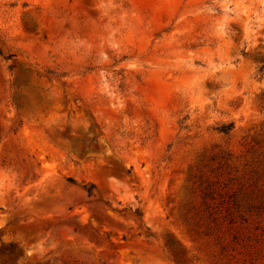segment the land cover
I'll use <instances>...</instances> for the list:
<instances>
[{
    "label": "rangeland",
    "instance_id": "1",
    "mask_svg": "<svg viewBox=\"0 0 264 264\" xmlns=\"http://www.w3.org/2000/svg\"><path fill=\"white\" fill-rule=\"evenodd\" d=\"M262 67L264 0H0V264H264Z\"/></svg>",
    "mask_w": 264,
    "mask_h": 264
},
{
    "label": "trees",
    "instance_id": "2",
    "mask_svg": "<svg viewBox=\"0 0 264 264\" xmlns=\"http://www.w3.org/2000/svg\"><path fill=\"white\" fill-rule=\"evenodd\" d=\"M263 69H264V67H262L261 70H263ZM233 128H234V125L231 123V124L224 125V126L220 127L218 130H219L221 133L229 134V133L233 130ZM93 188H94V187L92 186V187H90L89 189H87V193L89 194V196H92V194H93ZM135 214H136V216L142 218V214L140 213L139 210H137V211L135 212Z\"/></svg>",
    "mask_w": 264,
    "mask_h": 264
}]
</instances>
